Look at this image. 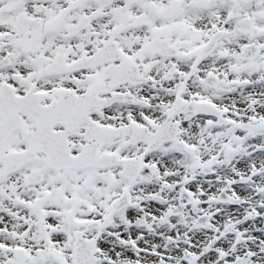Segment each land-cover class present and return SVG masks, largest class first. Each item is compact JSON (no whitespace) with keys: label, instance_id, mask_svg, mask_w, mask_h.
<instances>
[{"label":"snow or ice","instance_id":"snow-or-ice-1","mask_svg":"<svg viewBox=\"0 0 264 264\" xmlns=\"http://www.w3.org/2000/svg\"><path fill=\"white\" fill-rule=\"evenodd\" d=\"M0 264H264V0H0Z\"/></svg>","mask_w":264,"mask_h":264}]
</instances>
